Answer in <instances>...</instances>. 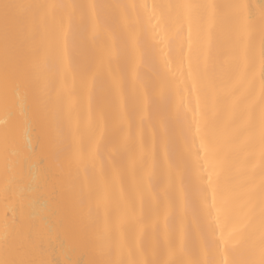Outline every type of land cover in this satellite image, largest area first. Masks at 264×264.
Instances as JSON below:
<instances>
[{"label":"snow or ice","instance_id":"snow-or-ice-1","mask_svg":"<svg viewBox=\"0 0 264 264\" xmlns=\"http://www.w3.org/2000/svg\"><path fill=\"white\" fill-rule=\"evenodd\" d=\"M104 8L112 9L104 19L115 38L97 48L82 35L78 45L82 86L91 98V86L106 81L104 101L86 127L74 125L71 92L59 80L67 71L69 30L91 19L95 39L98 10ZM120 20L133 31L120 34ZM169 40L178 43L183 77L174 113L167 101L177 77L169 60L163 57L158 81H146L138 71ZM117 58L125 61L119 73L112 70ZM257 63L264 82V0L258 6L242 0L152 5L0 0L5 114L12 116L13 97L23 86L33 100L25 130L52 122L58 137L49 158L59 162L66 156L77 176L64 188L65 163L53 172L49 158L25 154L5 127L0 196L12 215L6 211L0 219V264H62L60 255L66 257L63 264H83L71 259L77 243L96 251L91 264H264V86L258 114L250 92L242 91ZM173 120L181 121L178 154ZM149 129H154L150 145ZM189 186L200 202L203 241L186 258ZM233 214L243 223L228 231L222 221L231 222ZM165 253L172 258L161 259Z\"/></svg>","mask_w":264,"mask_h":264},{"label":"bare ground","instance_id":"bare-ground-1","mask_svg":"<svg viewBox=\"0 0 264 264\" xmlns=\"http://www.w3.org/2000/svg\"><path fill=\"white\" fill-rule=\"evenodd\" d=\"M25 2H31V0H25ZM50 2L55 3H64L70 5H114V4H148L152 5L154 3H177V2H192V3H226L230 0H50ZM242 2L250 3L254 6H258L261 3V0H242ZM84 11L89 12L91 10L85 9ZM112 9L104 8L98 10V28L95 32V39H93L92 31V21L89 19L85 22L84 26H81L79 23L73 25L69 30L68 36V45H67V71L61 72L59 76L60 82L66 83L67 88L71 92L73 100V124L79 121L82 126L86 127L89 123L90 117L93 113L96 112L99 105L103 103L106 91V81H98L92 85L91 98L88 91V88L82 86L81 83V57L83 55L81 49L78 45L81 42L82 35H86L89 43L93 47L103 48L106 41L110 43L115 37L107 23H105V17L111 15ZM77 20L79 21L80 10H76ZM121 33L127 34L133 29L129 27L127 23L123 20H120ZM86 28V31H85ZM187 35V28L185 27V36ZM258 37H257V50H258ZM160 50L157 52L156 58L154 61L147 63H142L139 66V74L146 81H158V73L163 70L164 59L166 57L169 60V67L172 68V71L175 73L177 79L173 83V86L169 92L167 103L172 106L173 113L175 111V106L180 104V92L182 89L181 81L183 77L180 76L179 72V59L177 56L178 43L174 40H169L164 44H160ZM187 52V48L185 47ZM187 66V61H185V70ZM125 69V61L123 58L114 59L112 62V70L115 73H119ZM106 74V79H107ZM262 86L264 82L261 80L260 67L257 63L254 70V74L249 75V82L244 85L242 91L250 92V100L252 101V107L255 112L258 114L261 108V95H262ZM185 97H187V92H184ZM187 104V100H185ZM33 110V100L30 95L25 94L23 86H21L17 96L13 97L11 103L12 116L8 117L5 114V109L2 99H0V146H2V139L5 127H8L14 132L15 140L17 146H19L25 154L29 152L33 153L34 159L38 160L41 157H50L58 137V131L56 126L49 122L45 126L33 123V125L25 130L24 120L25 114H31ZM191 112L188 113L189 119L191 118ZM65 127H67V121H65ZM171 127L174 130L175 142L173 146V153L178 154L183 150V138L180 135L181 130V121L173 120ZM154 129H149L145 133V140L150 145L151 136ZM47 163L52 168L53 172H59V164L65 163L63 174L61 176V181L64 188H70L73 181L76 180V172L74 168H70L66 164V156L62 155L59 162L47 159ZM257 168H259V157L255 161ZM0 174H2V169H0ZM259 174H257V181L259 180ZM123 187L122 185L118 186L119 188ZM174 195L179 196V178H177V187L174 190ZM128 193L125 189L124 197L127 198ZM185 198L188 201V210L184 219L185 232L189 239V244L191 247L186 252V258H191L193 251L196 246L201 244L203 241V234L200 231L202 224V216L200 213V202L195 190L189 186L185 193ZM123 209H118L122 211ZM7 211L9 216L12 215L11 210H6L2 196H0V219H2ZM137 215L140 214V205L139 200H137ZM242 221L235 219V214H233V220L230 222L228 220L222 221V226L226 230L230 231L233 228H239L242 225ZM219 235V231L217 233ZM71 259L73 261L82 260L83 264H91V261L97 259L96 251L84 244L77 243L75 245V251L70 253ZM63 261L66 259L65 256L60 255L57 257ZM114 259L120 258L119 255L113 257ZM166 253L161 257V259L167 260L171 259ZM203 258V257H201Z\"/></svg>","mask_w":264,"mask_h":264}]
</instances>
